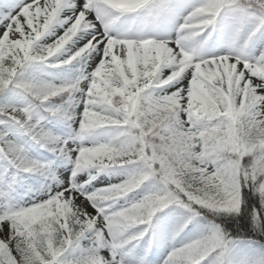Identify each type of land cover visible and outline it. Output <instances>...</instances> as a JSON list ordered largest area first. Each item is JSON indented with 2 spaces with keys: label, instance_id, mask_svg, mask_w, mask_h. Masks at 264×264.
Instances as JSON below:
<instances>
[{
  "label": "snow or ice",
  "instance_id": "obj_1",
  "mask_svg": "<svg viewBox=\"0 0 264 264\" xmlns=\"http://www.w3.org/2000/svg\"><path fill=\"white\" fill-rule=\"evenodd\" d=\"M0 264H264V0H0Z\"/></svg>",
  "mask_w": 264,
  "mask_h": 264
}]
</instances>
